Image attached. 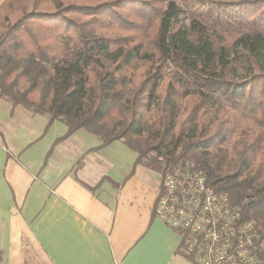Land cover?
Segmentation results:
<instances>
[{
	"label": "trees",
	"instance_id": "1",
	"mask_svg": "<svg viewBox=\"0 0 264 264\" xmlns=\"http://www.w3.org/2000/svg\"><path fill=\"white\" fill-rule=\"evenodd\" d=\"M2 100L63 122L54 144L193 161L264 232V0H0Z\"/></svg>",
	"mask_w": 264,
	"mask_h": 264
},
{
	"label": "crops",
	"instance_id": "2",
	"mask_svg": "<svg viewBox=\"0 0 264 264\" xmlns=\"http://www.w3.org/2000/svg\"><path fill=\"white\" fill-rule=\"evenodd\" d=\"M12 113L0 109V264H195L152 217L160 175L134 167L123 142L95 150L77 131L54 144L63 123L43 134L47 117L36 118L35 136Z\"/></svg>",
	"mask_w": 264,
	"mask_h": 264
},
{
	"label": "built area",
	"instance_id": "3",
	"mask_svg": "<svg viewBox=\"0 0 264 264\" xmlns=\"http://www.w3.org/2000/svg\"><path fill=\"white\" fill-rule=\"evenodd\" d=\"M161 177L155 218L176 231L195 264H264V232L225 194L205 183L193 161Z\"/></svg>",
	"mask_w": 264,
	"mask_h": 264
},
{
	"label": "rangeland",
	"instance_id": "4",
	"mask_svg": "<svg viewBox=\"0 0 264 264\" xmlns=\"http://www.w3.org/2000/svg\"><path fill=\"white\" fill-rule=\"evenodd\" d=\"M9 107H10V104L8 103V102H6V101H4V100H2L1 102H0V109H2V108H4V110L5 111H8L9 110ZM11 108V107H10ZM17 110L16 111H14L13 110V113H12V115L15 113V120L18 122V123H22V127H23V129H25V128H28V129H30L31 130V132L33 133V131H35V133H34V135L35 136H38L39 134H37L36 132H38L37 130H36V127H37V120H36V118H39V119H42L41 117L42 116H40V115H32V114H30V113H28V112H26L23 108H21V107H17L16 108ZM19 109V110H18ZM27 113H28V115H29V117H34L33 119H30L31 120V123H34L35 124V127L33 128V126L34 125H28V124H25V122H24V120H21L22 118H24V116L25 115H27ZM21 116V119L19 118ZM36 120V121H35ZM22 121V122H21ZM59 122H61V121H59ZM61 123H63V122H61ZM28 125V126H27ZM27 126V127H26ZM32 126V127H31ZM0 127H2V128H4V125H1ZM120 142V141H119ZM121 143V142H120Z\"/></svg>",
	"mask_w": 264,
	"mask_h": 264
}]
</instances>
